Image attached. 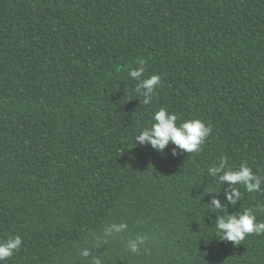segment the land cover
Here are the masks:
<instances>
[{
  "label": "trees",
  "instance_id": "trees-1",
  "mask_svg": "<svg viewBox=\"0 0 264 264\" xmlns=\"http://www.w3.org/2000/svg\"><path fill=\"white\" fill-rule=\"evenodd\" d=\"M161 108L211 126L199 153L135 143ZM222 156L264 179V0H0V241L23 242L0 264H264V234L215 228L264 222V191L232 205L209 175Z\"/></svg>",
  "mask_w": 264,
  "mask_h": 264
},
{
  "label": "clouds",
  "instance_id": "clouds-1",
  "mask_svg": "<svg viewBox=\"0 0 264 264\" xmlns=\"http://www.w3.org/2000/svg\"><path fill=\"white\" fill-rule=\"evenodd\" d=\"M145 60L138 59L139 67L129 71L133 80L138 81L135 92L143 97V105L147 106L152 103L155 90L160 87L162 80L158 74H153L149 78L142 79L145 72ZM154 123L151 127L144 128L135 137V143L150 144L153 149L163 152L171 143L178 146L179 149L188 153H199L202 150V145L211 135V126L206 125L200 119L185 120L182 123H177L178 117L175 113H169L167 109L161 108L154 113ZM209 175L218 177L221 183H227L231 187V192L228 194V201L235 205L237 199L241 196V192L235 185L243 186L248 192H261L264 179L257 175L251 167L246 163H241L238 169H233L226 156L219 158L217 165L211 166L208 169ZM214 191V190H212ZM211 209L222 210L227 208L219 199H213L208 205ZM258 210L264 212V205H258ZM126 223H114L112 229L117 232L127 230ZM215 228L221 240H228L239 244L249 234H264V222L257 221L254 214V209H246L238 214H228L221 217L215 223ZM147 240L146 236H137L136 239L130 240L128 247L132 252H138ZM22 239L20 236L9 237L6 240L0 241V262L9 260L22 247ZM83 255L87 256V250ZM99 264V261H97Z\"/></svg>",
  "mask_w": 264,
  "mask_h": 264
}]
</instances>
